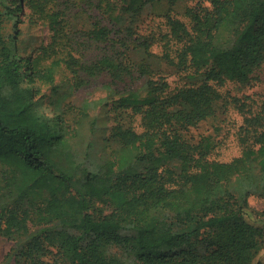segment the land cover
<instances>
[{
  "label": "trees",
  "instance_id": "1",
  "mask_svg": "<svg viewBox=\"0 0 264 264\" xmlns=\"http://www.w3.org/2000/svg\"><path fill=\"white\" fill-rule=\"evenodd\" d=\"M147 1L0 0V235L12 241L13 264H264V211L249 204L264 196V95L256 107L237 105L242 149L231 160L210 157L211 136L189 135L215 115L217 85L249 84L264 67V0H197L188 22L170 7L161 55L151 51L154 35L138 33ZM91 5L111 26L89 16L79 31L111 49L85 61L74 54L75 19ZM24 8L30 24L52 32L33 55L19 45ZM135 49L139 61L129 57ZM155 58L184 82L171 87ZM60 66L73 89L104 72H137L142 89L113 109L130 108L142 129L119 111L98 143L97 116L48 115L41 85L58 91Z\"/></svg>",
  "mask_w": 264,
  "mask_h": 264
},
{
  "label": "rangeland",
  "instance_id": "2",
  "mask_svg": "<svg viewBox=\"0 0 264 264\" xmlns=\"http://www.w3.org/2000/svg\"><path fill=\"white\" fill-rule=\"evenodd\" d=\"M197 0H175L171 5L168 0H148L141 13L137 16L136 24L138 33L142 35L152 34L156 40L151 46V51L161 55L164 41L160 39L166 34L168 28L165 23V14L171 7V14L188 22L184 11L189 6H194ZM24 10L20 13L22 22L18 23L19 45L24 47L26 54L33 55L34 48L40 43H48L51 40L52 32L48 26L38 21L30 24ZM27 11V10H26ZM75 19L74 54L85 61H94L99 58L105 50L111 49L109 42L89 44L80 28H89V16L98 17L104 24L111 26L107 14L91 5L86 11ZM7 28L12 30L11 23ZM114 36H111V38ZM112 38V39H113ZM129 57L134 61L141 60L139 49L129 51ZM152 65L155 72L166 77L171 87L184 82L182 73L175 67L168 65L157 58L153 59ZM72 75L64 66L57 69L55 84L58 91H51L50 85H41V96L43 110L51 115L56 111H63L68 120L76 116L80 111H86L89 115L97 116L99 128L96 131L97 142H102V138L109 134L111 126L116 124V115L125 111L121 122L130 124L134 129L140 131L141 124L139 115L130 117V108L113 107L120 97L129 90H141L143 77L137 72L123 77L119 80H112L107 73H102L87 79L86 83L77 89L72 88ZM220 99L218 101L216 113L213 117L201 122L197 127L191 128L189 135L197 140L201 136H211L215 146L210 153V157L218 160L228 161L241 153V145L238 140L239 127L242 124V114L238 109V104L245 102L256 107L264 95V67L258 70L255 78L249 84L243 85L236 81H225L217 85ZM87 120V119H86ZM249 204L252 209L258 212L264 211V196L252 195L249 197ZM12 246L11 239L0 235V264H13L12 260H7V254Z\"/></svg>",
  "mask_w": 264,
  "mask_h": 264
}]
</instances>
